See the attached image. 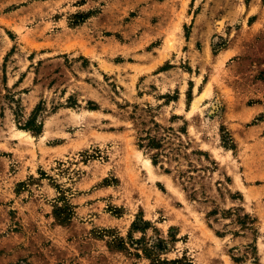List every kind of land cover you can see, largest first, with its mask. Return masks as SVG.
<instances>
[{"label":"rangeland","instance_id":"rangeland-1","mask_svg":"<svg viewBox=\"0 0 264 264\" xmlns=\"http://www.w3.org/2000/svg\"><path fill=\"white\" fill-rule=\"evenodd\" d=\"M0 264H264V0H0Z\"/></svg>","mask_w":264,"mask_h":264},{"label":"bare ground","instance_id":"bare-ground-1","mask_svg":"<svg viewBox=\"0 0 264 264\" xmlns=\"http://www.w3.org/2000/svg\"><path fill=\"white\" fill-rule=\"evenodd\" d=\"M20 132H22V131H20ZM150 165V164H149Z\"/></svg>","mask_w":264,"mask_h":264}]
</instances>
